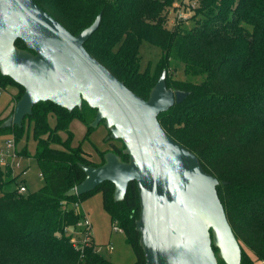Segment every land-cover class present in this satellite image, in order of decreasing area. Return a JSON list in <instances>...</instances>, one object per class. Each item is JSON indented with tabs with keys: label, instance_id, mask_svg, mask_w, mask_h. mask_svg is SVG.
<instances>
[{
	"label": "trees",
	"instance_id": "1",
	"mask_svg": "<svg viewBox=\"0 0 264 264\" xmlns=\"http://www.w3.org/2000/svg\"><path fill=\"white\" fill-rule=\"evenodd\" d=\"M34 1L72 34L100 14L84 47L138 96L147 98L162 70L167 87L188 92L159 112L158 121L218 179L216 190L240 245V264H264V0H198L193 16L171 26L167 9L174 0ZM141 38L161 49L151 72L140 70ZM15 45L25 48L19 38ZM172 62L180 65L184 79L170 74ZM10 84L17 88L16 101L23 87L0 73V91ZM94 115L95 108L84 100L72 109L43 100L33 104L20 126H0V135L11 134L16 142L28 136L26 121L32 122V156L43 180L38 189L20 192V184L25 185L20 172L14 175L10 165L0 166V264H120L78 236L90 229L78 225L85 219L79 203L96 191L134 252L131 264H145L135 228L139 197L134 180L122 200L113 199L108 180L92 191L66 194L85 177L82 164L98 165L103 159L93 163L80 146L69 144V136L62 140L59 131L69 134L68 124L77 118L89 132ZM49 116L55 118L54 127ZM122 148V143L112 144L109 150L127 160ZM19 153L30 156L25 145ZM73 237L79 239L76 244ZM218 264L225 262L218 259Z\"/></svg>",
	"mask_w": 264,
	"mask_h": 264
},
{
	"label": "water",
	"instance_id": "2",
	"mask_svg": "<svg viewBox=\"0 0 264 264\" xmlns=\"http://www.w3.org/2000/svg\"><path fill=\"white\" fill-rule=\"evenodd\" d=\"M99 21L100 14L72 34L34 0H0V73L24 89L0 126H20L38 101L72 109L84 100L95 108L90 125L102 120L107 137L122 142L127 160L110 150L101 164H82L85 177L66 194L86 193L108 180L113 199L122 200L134 180L135 228L145 264H217L212 246L226 264H240V245L218 196V179L157 118L188 92L167 87L165 70L146 99L130 90L84 47ZM17 38L25 48L15 45Z\"/></svg>",
	"mask_w": 264,
	"mask_h": 264
},
{
	"label": "rangeland",
	"instance_id": "3",
	"mask_svg": "<svg viewBox=\"0 0 264 264\" xmlns=\"http://www.w3.org/2000/svg\"><path fill=\"white\" fill-rule=\"evenodd\" d=\"M186 1H189L194 5V12H192L194 14L198 0ZM178 2H180V0H174L172 6L167 9V26H171V24L175 22V13L177 12L176 9L180 6L177 5ZM193 14L191 16H193ZM184 22V25L190 24V21ZM138 52L140 56V70L148 69L151 72L157 59L161 55L160 47L149 43L145 38H141ZM174 68H176V71L173 70ZM170 72L169 73L173 77L178 79L185 78L180 65L176 62H172L170 65ZM0 92V117L6 118L13 111L15 103L13 94L17 92V88L11 84L5 85ZM48 123L50 127H54L55 118L53 116H49ZM31 126L32 122L29 123L26 121L25 130L28 132V136L24 135L16 142L11 134L0 135V152L4 154L5 162L11 165L13 174L16 175L23 168L25 169L24 173H19L20 175L18 179H24L27 191L36 190L43 183L36 160L32 156L35 149V141L31 136ZM68 130L69 134L66 131H59L61 139L66 140L69 136V144L71 146H80L84 152V156L93 163H99L101 158L104 161V154L107 151H110L109 148L112 144L121 146L122 143L119 139L107 137L109 130L106 128L102 120L95 126H92L90 131L87 132V125L81 120L73 118L68 124ZM7 139H12L14 141V148H9L8 150L5 148V142ZM24 145L26 146V150L30 156H24L19 153ZM52 146L61 147L57 144H52ZM14 151H16V154L13 156ZM16 162L18 163V166H16ZM79 206L83 211L84 218L89 222L90 229L88 240L95 245L97 252L112 262L131 264L135 259L134 252L131 246L126 243L123 232L114 229V225L111 223L108 214L102 207L100 192L96 191L84 198L80 201ZM78 236L82 239L85 237V233L79 232ZM76 239L77 241L79 240L78 237H76ZM213 247L216 248V250L213 249V251L218 264V259L222 260V258L218 255V248L216 246H212V248ZM255 264L262 263L260 261H256Z\"/></svg>",
	"mask_w": 264,
	"mask_h": 264
},
{
	"label": "built area",
	"instance_id": "4",
	"mask_svg": "<svg viewBox=\"0 0 264 264\" xmlns=\"http://www.w3.org/2000/svg\"><path fill=\"white\" fill-rule=\"evenodd\" d=\"M177 5H180V6H179V8L176 9L177 12L175 13V21L184 20V19H187V18L191 17V15L193 14L192 12H194V8H193L194 5L193 4H191L189 1H186V0H180V2L177 3ZM14 145L15 144H14V141L12 139H7L6 142H5V148L7 150L9 148H14ZM14 154H16V151L13 152V156H14ZM6 164L7 163L5 162V156H4V154L2 152H0V166H4ZM16 166H18L17 162H16ZM21 172L24 173L25 170L22 169L20 171V173ZM25 190H26L25 185L20 184L19 191L22 192V191H25ZM78 225L89 226V222H88L87 219H84L83 221L79 222ZM113 225H114V229H117L120 232H122V230L119 227H117L115 224H113ZM88 238H89V233L84 238H82L81 241L84 242V241L88 240ZM72 242L74 244H76V242H77L76 237L72 238Z\"/></svg>",
	"mask_w": 264,
	"mask_h": 264
},
{
	"label": "crops",
	"instance_id": "5",
	"mask_svg": "<svg viewBox=\"0 0 264 264\" xmlns=\"http://www.w3.org/2000/svg\"><path fill=\"white\" fill-rule=\"evenodd\" d=\"M23 170H25V169L23 168Z\"/></svg>",
	"mask_w": 264,
	"mask_h": 264
}]
</instances>
